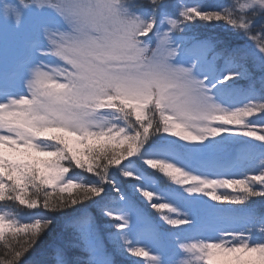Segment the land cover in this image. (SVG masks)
I'll use <instances>...</instances> for the list:
<instances>
[{"label": "snow or ice", "instance_id": "obj_1", "mask_svg": "<svg viewBox=\"0 0 264 264\" xmlns=\"http://www.w3.org/2000/svg\"><path fill=\"white\" fill-rule=\"evenodd\" d=\"M258 201L264 0L0 8V264H264Z\"/></svg>", "mask_w": 264, "mask_h": 264}, {"label": "trees", "instance_id": "obj_2", "mask_svg": "<svg viewBox=\"0 0 264 264\" xmlns=\"http://www.w3.org/2000/svg\"><path fill=\"white\" fill-rule=\"evenodd\" d=\"M130 2H133V0H130ZM134 2L137 3V4H141V3H144L145 0H134ZM170 2H174V0H170ZM185 2H187L189 4H194V3H197V2H205V3H209V4H213L214 5V4L221 3V2L226 3V2H228V0H185ZM195 23L197 25L201 24V22H199V21H196ZM198 30L202 34H207L210 31L208 28H205V27H199ZM215 32L218 33V34H221V35H226L225 33L222 32L221 28L215 29ZM234 40L238 44H243L245 42L243 39H241L239 37H235V36H234ZM150 171H154V170H150ZM76 172H77L78 176H80L82 179H85V180L92 179L86 173H81L79 170H76ZM156 175L160 177V182L162 184L163 183H168V184L171 183L170 181H167L166 178L160 176L159 173H157ZM121 179H124V178H121ZM172 186L173 187H180L178 185H172ZM222 191H229V190L223 189ZM65 195H67V194L65 193ZM137 198L143 200V197H141L139 195V193H137ZM209 202H212V201H209ZM145 203H147V202L145 201ZM257 207L259 208L260 211H264V201H258L257 202ZM27 211L28 210H26V209L22 210V213H21L22 214V218H24V219L27 218V216L24 215ZM147 211H149L150 213L155 214L154 210L151 209V208H148ZM69 214H70V212H69ZM64 219H65L64 216H62L60 214H57L56 219L53 221V225H52L50 231L44 235L42 240L37 242V244L34 247V249L28 255L29 264H32V261L36 257H38L39 255H41L48 248L49 244L52 241H54V240L59 241L61 239V237H63V239L65 241L70 239L69 234L68 233H64L62 231ZM81 254L82 253H81L80 249H78V248L69 247V248L66 249V255H67V258L69 260V264H75V257H77V256H79ZM134 259H141V258H134Z\"/></svg>", "mask_w": 264, "mask_h": 264}, {"label": "rangeland", "instance_id": "obj_3", "mask_svg": "<svg viewBox=\"0 0 264 264\" xmlns=\"http://www.w3.org/2000/svg\"><path fill=\"white\" fill-rule=\"evenodd\" d=\"M15 3H16V0H0V8H3L4 4H15ZM142 39H145V38H142Z\"/></svg>", "mask_w": 264, "mask_h": 264}]
</instances>
